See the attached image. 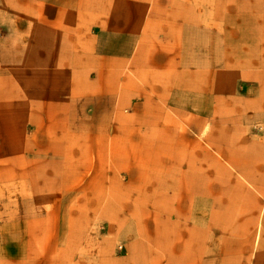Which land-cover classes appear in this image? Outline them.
Listing matches in <instances>:
<instances>
[{
	"label": "rangeland",
	"instance_id": "rangeland-1",
	"mask_svg": "<svg viewBox=\"0 0 264 264\" xmlns=\"http://www.w3.org/2000/svg\"><path fill=\"white\" fill-rule=\"evenodd\" d=\"M164 263L264 264V0H0V264Z\"/></svg>",
	"mask_w": 264,
	"mask_h": 264
},
{
	"label": "bare ground",
	"instance_id": "bare-ground-1",
	"mask_svg": "<svg viewBox=\"0 0 264 264\" xmlns=\"http://www.w3.org/2000/svg\"><path fill=\"white\" fill-rule=\"evenodd\" d=\"M143 54H144V52H142ZM155 235V234H154ZM159 237H162V236H159ZM173 237V236H172ZM150 238H151V236H150ZM165 239L167 238V237H164ZM154 240V239H153ZM168 240H169V238H168ZM170 240H172V239H170ZM171 242V241H170ZM149 243H150V241H149ZM166 243V242H165ZM168 243V242H167ZM166 243V244H167ZM170 244V243H169ZM151 245V244H150ZM153 248V247H152ZM168 248V247H167ZM154 249V248H153ZM156 249V248H155ZM160 249V248H159ZM159 249H157V250H159ZM163 249V248H162ZM160 251V250H159ZM167 252V251H166ZM160 253H161V251H160ZM163 256H164V254H163ZM164 258H166V257H164ZM168 259H169V257H168ZM167 261V260H166ZM165 262V261H164ZM165 264V263H164Z\"/></svg>",
	"mask_w": 264,
	"mask_h": 264
}]
</instances>
